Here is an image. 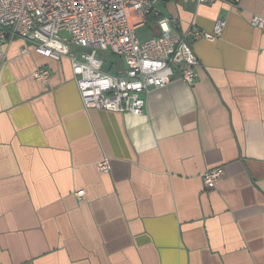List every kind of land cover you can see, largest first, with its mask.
Instances as JSON below:
<instances>
[{
    "label": "crops",
    "instance_id": "crops-1",
    "mask_svg": "<svg viewBox=\"0 0 264 264\" xmlns=\"http://www.w3.org/2000/svg\"><path fill=\"white\" fill-rule=\"evenodd\" d=\"M157 7L178 32L225 27L139 116L86 109L68 59L0 44V264H264V0Z\"/></svg>",
    "mask_w": 264,
    "mask_h": 264
},
{
    "label": "built area",
    "instance_id": "built-area-1",
    "mask_svg": "<svg viewBox=\"0 0 264 264\" xmlns=\"http://www.w3.org/2000/svg\"><path fill=\"white\" fill-rule=\"evenodd\" d=\"M197 5L218 1L238 5L241 0H183ZM159 0H0V44L22 39L33 50L54 61H70L86 109H104L143 115L146 96L175 79L192 85L198 78L199 59L193 42L221 36L225 22L212 32L189 28L178 32L171 18L158 9ZM150 16H161L159 33L141 40L137 31ZM253 27L264 31V18L253 16ZM24 50L23 52H26ZM107 54L119 60L105 70ZM108 57V56H107ZM36 80L47 83L48 68H37ZM108 171L109 164H98ZM222 168L208 171L203 179L214 188ZM79 190L77 196H84Z\"/></svg>",
    "mask_w": 264,
    "mask_h": 264
},
{
    "label": "rangeland",
    "instance_id": "rangeland-1",
    "mask_svg": "<svg viewBox=\"0 0 264 264\" xmlns=\"http://www.w3.org/2000/svg\"><path fill=\"white\" fill-rule=\"evenodd\" d=\"M152 25H153L152 23H148L145 28H141L137 31V34L141 40H144L150 37L151 35H153L150 33L151 31L150 29L152 28ZM107 56H106L107 61L105 65V70L109 72V67L111 66V63L114 61H116V63H119V60L117 58H114L112 54H107Z\"/></svg>",
    "mask_w": 264,
    "mask_h": 264
},
{
    "label": "trees",
    "instance_id": "trees-1",
    "mask_svg": "<svg viewBox=\"0 0 264 264\" xmlns=\"http://www.w3.org/2000/svg\"><path fill=\"white\" fill-rule=\"evenodd\" d=\"M109 71H110V69H109Z\"/></svg>",
    "mask_w": 264,
    "mask_h": 264
}]
</instances>
